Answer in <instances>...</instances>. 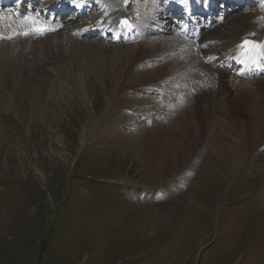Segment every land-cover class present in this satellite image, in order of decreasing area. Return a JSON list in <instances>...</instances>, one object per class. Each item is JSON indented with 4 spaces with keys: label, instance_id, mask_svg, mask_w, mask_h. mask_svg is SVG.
I'll return each mask as SVG.
<instances>
[{
    "label": "rangeland",
    "instance_id": "rangeland-1",
    "mask_svg": "<svg viewBox=\"0 0 264 264\" xmlns=\"http://www.w3.org/2000/svg\"><path fill=\"white\" fill-rule=\"evenodd\" d=\"M236 7L228 18H239L247 9ZM166 19L161 20L165 25ZM160 40L166 49L173 44L169 34ZM101 41L67 42L51 56L12 53L11 64L20 71L9 74L0 88V264H264V139L252 141L255 157L242 162L235 115H222L221 121L214 111L220 123L211 115L207 139L184 119L189 112L180 106L166 110L180 109L181 130L172 125L178 117L164 128L162 119L155 124L154 116L135 115L147 109V100H155L144 95L163 98L160 91L176 83L178 96L184 93L187 99L192 87L204 84L201 93L207 99L206 75L195 76L198 63L186 45L190 59L177 49L165 67L174 84L154 86L146 73L159 65L148 58L141 70L136 43ZM25 44L27 52L36 53L37 43ZM189 60L195 71L189 72ZM36 70L38 82L28 80L35 76L28 71ZM19 75L26 85L15 79ZM168 97L163 98L167 103ZM182 99L175 105L183 106ZM139 120L148 121L139 128Z\"/></svg>",
    "mask_w": 264,
    "mask_h": 264
},
{
    "label": "bare ground",
    "instance_id": "bare-ground-1",
    "mask_svg": "<svg viewBox=\"0 0 264 264\" xmlns=\"http://www.w3.org/2000/svg\"><path fill=\"white\" fill-rule=\"evenodd\" d=\"M11 1L12 0H0V54L2 56H4V57H2L4 61L0 62V74H1L0 88H2V89L5 88L7 76L9 74L16 76L18 74V72L20 71L18 66L16 67L15 65L11 64L12 53L16 54L17 52L25 51L24 53L20 52L22 54L23 58H28L31 56H48L51 51L59 52L63 48L64 43L68 45L67 42H70V44H71V42L77 44L79 42L81 43L83 41L91 40V38L93 36H95L97 32L100 33V37L104 41V45L105 44H114L118 41V36L113 32L111 24L106 23V19L109 16L110 17L116 16L118 14V12H119L118 4H119L120 0H34V1L33 0H26V1L23 0L22 2L20 0H16V11H17L16 15L19 18H24L22 20L16 19L14 17V15L12 14V11L7 10V7H5L8 5V3H11ZM40 1H42V4L35 7L36 3H39ZM72 1L77 2V7H81L84 10V12L75 18L74 17L69 18V20L66 22L65 25H61V24H57V23H53V22L51 23L50 19L47 17V15L50 14V11H49L50 7L52 6L54 8L63 9V7L65 5H68ZM174 1L175 0H150L149 3L147 1L148 4L144 6V10H145L144 13L142 14V12H141L142 20H141L140 24L137 26V31L135 34V36L136 35L139 36L138 40L140 41V43L137 44V41H136V45H135V43L132 44V46L135 45L136 48H138L141 51L140 55L142 57V60H140V62H139V64L141 63L139 66L141 70L143 69V67H145V66H143L145 64L144 60L148 59V58H149L148 60H154L157 62L156 63V62L152 61L155 63V64L153 63L154 65H159V67H153L146 73L150 77V80L152 81L154 86L158 83H163L165 81L169 82L171 84H174L173 83L174 77L173 76H167L165 67L168 65L170 60L174 59L177 56V54L179 53L178 50H181V51L184 50L185 55L187 54V57L189 56V59H190V55L185 50V48L187 49L188 47H186V45H190L191 42L181 38L177 34L176 27H174V25L172 24V19H173L172 16L170 15L171 19L170 18H167L168 20L166 19V21L169 22V23L166 22V25H165V23L161 22V20L166 16V14H173L174 13L173 10L176 9V5H177V2H174ZM241 1L242 2H237L238 4H233L231 6L233 8H236V10H237L238 8L236 7V5L243 6V5H245V3H247L246 0H241ZM248 1H250V0H248ZM178 2L184 3L186 6L185 10H187L189 7L190 8L197 7L199 0H179ZM251 4L255 5V8H253L254 6ZM249 5L251 7H245L247 9H245V13L243 12L244 14L239 13L238 11H235V15H237V16H238V14H242V15H239L240 16L239 18L238 17H235L233 19L228 18L224 23L217 25L213 30L207 32L206 34H204L202 36L201 41L209 42L211 44L210 49L206 52V55L208 56L211 65H206L203 62H201L198 58V55L194 51H192V55L195 56V57L191 56L194 59L193 61L195 63H198V60L201 62V64L198 63V68H197V72H196L195 76H200L199 78H201L202 74L206 75L205 80H206V84L209 85V90L208 91L205 90V91L207 92V95L209 96L208 98L213 96V99L212 98L206 99L204 97L206 94H204V96H203V94L201 93V92H203V90L201 91V89L199 90V93H201V95L198 93V95L196 97H194L193 94H191V95H189L190 99H187L185 97L184 93H181L178 96V94L180 92V90H179L180 88L177 90L176 86H178V83H176L174 86H172V85L168 86L167 87L168 90L166 89V90H161L162 92L160 91L162 96H164L166 98L168 96H170L171 99L169 100L168 103L171 102V105L170 104L168 105V103L166 101H164L166 99L163 100L164 97L159 99L158 98L159 95L157 96L154 92H152V94L150 96L144 95L143 97H146V99L151 97V99H155V100L154 101L147 100V102L149 103V105L147 106V109H144L143 111H139L138 113L136 112L137 114L135 113V115H137L139 117H142L145 115L151 116V117L154 116L152 118V120L153 121H154V119H157V121L160 120L159 121L160 123H161V119H162V120H164L165 123H162L161 126L166 128L167 126L170 125V123L172 122V119H176L178 116L181 115V114L177 115V113L179 112L180 109L182 110V112L187 111V112H189V117H184V114L186 112L184 114L182 113L183 114L182 116L184 117V119L188 120V118H190V123L194 122L193 126H195V127L198 126L200 129H202V131L204 132V134H203L204 137L207 136L206 139L209 137V133H210L209 129L212 128L214 125V124L212 125L213 118L211 117V115L215 114L217 124L219 125V123H220V119L217 115L218 113H214V111L217 110L221 114V115L219 114L221 121H224L222 115H227L230 117L232 115H235V116H237V123L241 126L240 132H241V136H242V139L240 141V142H242L241 143L242 145H240L239 143H236L235 146H237L238 149L241 151V153H243V155H244L242 158V162L252 160V158L254 156V154L252 156V149L250 147L252 141L253 142L255 141L257 144H259V141L264 139V77H262L261 79H249V78H245V77L240 76L239 73L235 74L233 72L227 71V68L229 66V61H230V56L228 55V53H229L230 48L234 44L241 41V38L244 37L245 35H247L248 33L253 35L255 38H259V37L264 35V0H254L252 2H249ZM231 6L229 7V10L232 12ZM3 7H5V8H3ZM30 8H32V13H27L26 10H28ZM146 11H147V13H146ZM85 13H86V15L84 16ZM127 13L132 14L130 11ZM44 17L46 18V20L44 19ZM130 17H132V16L130 15ZM257 18H259V19L256 21ZM162 25H164V26H162ZM163 27H165V28H163ZM161 29L162 30L166 29V31L161 32L162 31ZM37 30H42V33L45 36L39 35L37 33ZM156 30H157V32L160 33V35H158V36L154 35V31H156ZM165 34L171 35V40L173 42V44L170 43L168 49L164 48V44L160 40L161 36L165 35ZM124 39L125 38H121L120 40H124ZM150 39L156 40V42L153 45H150L148 43V40H150ZM43 40L47 41V43H48V41L50 43H53V44L55 43L54 45H57V47L55 46L56 48H53L54 46L51 47L49 45L50 43L47 44V43L41 42ZM98 40L101 41L100 39H98ZM180 41L184 42V44H185L184 47L181 46V45H183V43H180L181 45H179ZM19 42H20V44L23 43V45L22 46L18 45ZM26 42L27 43H30V42L37 43V45L35 44L37 47V51H38V52L36 51L37 54L36 53L31 54L30 52H27V50H26L27 48L24 47V44ZM175 46H177V47L175 48ZM28 50H30V49H28ZM8 52H10V53H8ZM49 56H51V54ZM124 56H125V53H124ZM196 58H198V59H196ZM222 61L225 62L226 67H224V68L220 67L218 69L219 72H217L218 73V77H217L215 75L214 68H216L217 64L219 62H222ZM20 63H22V62H20ZM146 63L149 64L148 61H146ZM159 63H164L165 65H160ZM17 64H19V63H17ZM211 67L213 69V75H212ZM23 68H24V66L21 65V71H23ZM191 71H195V70L193 69V66L191 65V61H190L189 72H191ZM39 72H40V70H36L33 72L28 71L29 74L35 73V76L29 75V77H31V76H33V77L29 78L28 80L38 82V80L40 79L39 75H38ZM44 75H46V73ZM189 75H190V73H189ZM148 78H147V80H148ZM199 78L196 77V80ZM15 79H19L20 81H22L21 83H23L25 81V85L27 83V79L22 78L21 75H19V77L17 76V78H15ZM200 80L201 79H199L197 81H200ZM14 81H16V80H14ZM192 81H193V78H192ZM179 82H181V81H179ZM143 85H144V83H143ZM189 85H191V84H189ZM189 85H188V87H189ZM147 88H149V86ZM210 88L212 89V91L210 90ZM150 89H152V88H150ZM133 91H135V90H133ZM156 92H159V90ZM153 94H155V95H153ZM135 96H137V95H135ZM138 96H139V94H138ZM198 96H201V98ZM132 98H134V97H132ZM140 98L141 97L139 96L138 99H140ZM182 98H184L186 100H184ZM215 98H216V100H214ZM180 99H182V102H183L182 104H184V105L183 106L175 105V103ZM142 100H144V99H142ZM210 100L211 101L214 100V104L212 103L213 105H210L211 104L209 102ZM217 100L219 101V104H217L215 102ZM205 102L207 104H205ZM168 106H170V107L180 106V109H176L177 113L175 112V109H169V111H167L166 109H168ZM143 107H145L144 104H143L142 108ZM149 107H151V108H149ZM148 108L150 110H148ZM153 109H156V110L158 109L157 110L158 111V113H157L158 117H155L156 113L154 114ZM126 110L127 109H125V112H126ZM164 110H165V112L167 111L168 116L163 115ZM199 112H201V116L198 115ZM124 113H122L121 115H123ZM244 115L247 116V119H246L247 121L245 120L246 117ZM227 116H224V117L227 118ZM198 117H200L201 120L198 119ZM210 118H212V119H210ZM208 119L211 120L210 121L211 124L208 121ZM136 120H137V118H136ZM149 120L151 121V119H149ZM145 121L139 120L136 123H138L137 125L139 127V124H141V125L145 124L146 125L148 120H145ZM166 121L170 122V123L168 124V123H166ZM140 122H142V123H140ZM155 124H157V122H155ZM172 125H177L178 129L181 130V128L183 126V118L178 117L175 121H173ZM217 126H216V128H217ZM135 128H136V126H135ZM148 130H149V132H152L153 131V125L151 127L148 126ZM159 130L160 129H158L157 131L159 132ZM191 130H194V129L191 128ZM161 132H162V130H161ZM130 133H132L133 135L135 134L134 131H132ZM163 133H164V130H163ZM195 133H198V132H195ZM189 134H190V132H189ZM163 135H165V134H163ZM190 135L192 136L193 134H190ZM178 136H180V135H178ZM183 136H185V135L182 134V137ZM199 136H200V134H199ZM199 136H197V140L200 141V140H202L200 137H203V136H200V137ZM141 137H143V136H141ZM164 137L162 139H164ZM166 138H168V137H166ZM158 139H156V140H158ZM206 139H204V140H206ZM239 139H238V141H239ZM189 141H190V139H189ZM191 141L193 142L194 140L191 139ZM148 142H149V140H148ZM174 143H175V141H174ZM198 143H196V144H198ZM203 143L204 142H202L201 144H203ZM145 144H147V143L145 142ZM154 144H155V142H154ZM164 144H165V141H164ZM221 144L222 143H220V145ZM150 145L153 146L152 143H150ZM175 145H177V144H175ZM183 146L181 145V147H183ZM213 146H214V144H213ZM168 147H167V149H168ZM178 147H180V146H178ZM216 147L217 146H215V148ZM211 148H212L211 152H217V150L214 151V149H213L214 147H211ZM263 148H262V150H263ZM147 149H151V148L147 147ZM164 149L166 150V148H164ZM190 149L192 150V148H190ZM157 151H159V149L156 150V152ZM160 152H158V153H160ZM154 153H155V150H154ZM154 153H153V156H154ZM226 154L227 155L230 154L229 150H228V153H226ZM166 155H165V157H166ZM173 156H174V154H173ZM160 158H161V156H160ZM154 159H155V157H154ZM238 159H235V162L237 164L242 163L241 160H238ZM169 160H171V159H169ZM258 160H260V158ZM160 163H162V162H160ZM158 168H160V167H158ZM165 169H163V171ZM172 169H173V167H172ZM169 170H170V168H169ZM158 173H160V172H158ZM155 174H156V171H155Z\"/></svg>",
    "mask_w": 264,
    "mask_h": 264
},
{
    "label": "snow or ice",
    "instance_id": "snow-or-ice-1",
    "mask_svg": "<svg viewBox=\"0 0 264 264\" xmlns=\"http://www.w3.org/2000/svg\"><path fill=\"white\" fill-rule=\"evenodd\" d=\"M125 23V26H127V21H124ZM259 45H257L256 43L254 42H251V41H244V47L248 48L249 50L251 49H254L256 47H258Z\"/></svg>",
    "mask_w": 264,
    "mask_h": 264
}]
</instances>
